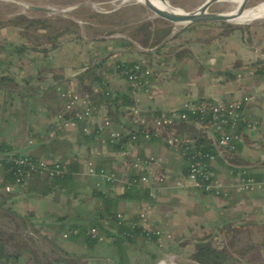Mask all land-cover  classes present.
I'll return each mask as SVG.
<instances>
[{"label": "crops", "instance_id": "obj_1", "mask_svg": "<svg viewBox=\"0 0 264 264\" xmlns=\"http://www.w3.org/2000/svg\"><path fill=\"white\" fill-rule=\"evenodd\" d=\"M154 24L146 27V35H139L142 31L138 29L133 38L123 32L101 36L104 39L101 46L88 49V57L81 55V60L79 53L71 56L57 53L49 57L50 50L47 57L41 56L42 61L33 63L30 60L36 57L28 51L19 55L14 46L10 55L3 58L0 50V151L11 150L48 161L66 160L74 165L66 187L57 186L45 196L41 192L44 186L45 191L48 189L42 177L16 185L0 167V209L9 208L17 214L15 217H24L30 222L40 221L46 234L57 230L63 237L65 233L59 232L61 225L85 224L96 213L97 218L101 215L96 178L84 172L85 164L87 170L91 164L121 175L133 172L127 167L132 159L153 156L156 161L151 168L165 176L157 198H122L116 213L131 225L137 220L139 206L145 204L147 227L163 232L161 244L155 238L147 239L141 231L119 244L117 231L109 227L105 219H100L110 236H100L91 249L77 237H70L73 241L64 245L47 237L52 245L50 254L54 256L53 251L57 250L61 256L64 253L77 257L85 264H157L164 258L195 264L189 256L196 242L203 239L223 249L230 257L228 264L237 261L264 264V49H252V38L246 37L241 26L201 21L163 29L161 24L155 27ZM107 56L115 57L114 66L105 74L99 70L100 65H96L98 74L111 92L128 93L134 100L138 99L144 115L178 110L189 102L255 98L254 103L244 105V112L248 120H258L256 126L242 129L232 154L217 150L211 162L215 178L227 188L226 195L197 191L187 180L178 179V173L186 169V158L174 153L163 138L138 141L130 157L125 158L107 145L108 130L90 137L82 134L79 124L66 125L56 119L53 122V116L64 111V99L53 98L49 90H45V81L50 78L52 84L59 85L64 80L69 84L67 90L77 91L83 82L78 73L87 64L100 60L103 63ZM130 61H138L143 70H148L142 77L148 91H133L117 69L120 63ZM6 81L11 83V88ZM89 99L99 102L96 94H90ZM96 106L95 113L102 120L105 117L102 104ZM78 110L81 106L75 109ZM113 118L110 129H122L128 124L120 114ZM176 130L186 137L208 138L209 143L215 145L212 126L178 122ZM236 168H245L260 186L247 192L230 186L233 179L228 171ZM6 186H10L9 191ZM102 187L103 194L115 198L124 190L119 186L111 188L108 183ZM205 232L206 235H202ZM179 241L186 244L179 248Z\"/></svg>", "mask_w": 264, "mask_h": 264}, {"label": "built area", "instance_id": "obj_2", "mask_svg": "<svg viewBox=\"0 0 264 264\" xmlns=\"http://www.w3.org/2000/svg\"><path fill=\"white\" fill-rule=\"evenodd\" d=\"M120 73L128 81L133 91L147 90L145 81L143 80L142 63L135 61L131 66H121ZM60 96L64 99V112L56 115L60 122L66 125H76L83 123L82 131L85 134L95 133L100 136L105 130H108V139L110 143H115L124 133L127 139L123 143V151L121 152L125 158H129L131 151L142 133L145 141L152 138H163L165 143L176 154H181L186 158V169L180 171L177 175L178 179L187 180L189 186L194 190L210 193L214 195H226L227 188L225 185L215 178L212 171L211 162L215 159V154L209 151H203L195 148L191 141L176 130L178 122H186L193 120L194 122L205 125L211 124L214 132L217 134L215 138L216 152L234 151L235 142L240 138L237 130L240 125L251 129L256 126L258 120H248L245 116L244 105L246 103H254L256 100L253 96H245L237 100H211L206 102H189L180 109L171 110L164 113H150L144 115L138 106V99L135 104L122 107L121 110L128 111L131 115L128 127L122 129H110V121L107 117L99 120L96 115L97 106L89 99L86 93H78L73 89L62 91L58 88ZM97 93L98 87L93 88ZM113 96V93H112ZM81 106V110L75 109ZM70 112L71 117L65 118V113ZM156 158L150 156L144 160L132 159L128 162L127 167L133 172H124L119 175L115 171H107L104 168L96 169L93 165H89L88 174L96 178L95 188L101 193L105 192L103 184H110L111 188L119 186L121 188L136 187L148 191L151 200L157 198V193L165 182L163 173L156 172L151 168V164ZM7 166V171L13 177V183L16 185L26 184L35 177L53 178L62 176L67 171V162L59 160L48 161L43 158L33 157L28 154L13 152L11 150L0 151V167ZM228 176L232 178V185L239 192L253 191L260 186L259 181L247 173L245 168L230 169ZM178 182H180L178 180ZM180 185V183H177ZM6 191L10 190V186L5 187ZM136 215L137 224L141 228V234L147 239L155 238L158 243H162L161 230H150L147 227L146 205L141 204ZM119 222L122 215L117 214ZM77 231H74V234ZM87 234L92 237L97 236L95 227L90 228ZM63 234V237H66ZM157 264H164L159 260Z\"/></svg>", "mask_w": 264, "mask_h": 264}, {"label": "rangeland", "instance_id": "obj_3", "mask_svg": "<svg viewBox=\"0 0 264 264\" xmlns=\"http://www.w3.org/2000/svg\"><path fill=\"white\" fill-rule=\"evenodd\" d=\"M168 1L173 6L183 10H191L202 2V0ZM257 6H264V0H248L246 3V8ZM232 8H234L232 1L221 0L213 2L208 10L229 11ZM147 22L155 23L154 27L161 24L163 29L171 28L174 24L196 23H176L157 16L139 0H0V50L3 54L1 56L7 58L14 45H19L22 42H28L29 44L41 43L50 46L51 42L56 41L59 37V32L70 26L71 33L76 35L74 41L52 49L49 57L57 53L66 56L79 53L81 60V55L88 57V49L96 48L98 45L101 46V41H104L101 36L113 32H123L133 38L137 36L138 29L142 31L139 35H146V25L148 26V24L144 23ZM209 23L241 26V29L246 31V37L248 36V39L249 37L252 38L250 47L252 49L253 47L260 50L264 49V16L243 22L215 20L209 21ZM5 46L8 48L5 49ZM16 50L20 52L19 55L22 54V49ZM28 52L34 53L32 50H28ZM41 56L42 54L36 55V58L30 61H33V63L40 62L42 61ZM47 61L48 59L45 58V65H48ZM114 61L115 57H105L103 63L99 66V70L105 74L108 73L114 66ZM51 81L50 78L45 81V90H49L53 98L60 97L58 88L65 90L69 87V84L64 80L60 81L59 85L52 84ZM5 83L8 88H11L9 81ZM84 84H87V82H81L77 90L78 93L86 91ZM56 114L53 116V122L55 119L58 120L55 118ZM87 171V165L85 164L84 172ZM62 199L66 200L65 196H62ZM72 203H75V201L73 200ZM69 210L74 211V209ZM13 213L14 211H9L6 208L0 209V230L3 232V238L9 251L25 250L19 259V264H31L35 258L39 261V264H49L57 258L64 260V257L69 260V264L83 263L77 257H70L67 254L63 255L64 257L61 256L56 252L57 250L53 251L54 256L50 254L52 245H49L48 238L56 239L57 244L60 245L73 241L72 238L64 239L57 230L46 234L45 226L40 225V221L30 222V219L27 220L24 217H14ZM202 235H206V232ZM80 240L82 239L80 238ZM213 243L217 245V240L214 239ZM185 244L186 241L178 242L179 248H182ZM161 260L164 264H188L173 259L171 261L165 258ZM235 264L245 263L237 261Z\"/></svg>", "mask_w": 264, "mask_h": 264}, {"label": "trees", "instance_id": "obj_4", "mask_svg": "<svg viewBox=\"0 0 264 264\" xmlns=\"http://www.w3.org/2000/svg\"><path fill=\"white\" fill-rule=\"evenodd\" d=\"M144 24H148V26H149L150 22H147ZM148 26L146 25V27H148ZM58 35H59V37L57 38V40L52 41L50 46H45L41 43L29 44L28 42H24V43L22 42L21 44L16 45V46L14 45V46L16 49H22V51L32 50L34 52L33 56H35V57H36V55H39V54L40 55L42 54L43 57H47L49 55L50 50L57 48V47H60L63 44L70 43L71 41H74V39L76 37V35H73V33H71L70 26L66 27L65 30L59 32ZM134 62L133 61L122 62L118 65L117 69L120 70L122 65L131 66ZM101 63H102V61L100 60L97 63L88 64V66L83 71L78 73V76L81 77V79L84 82L85 81L87 82V84H84V88L86 89V91H83L81 94L86 93L89 96H90V94H94V95L96 94L99 98V102H94V101L93 102L95 105L102 104L104 115H105V117H107L109 119L110 123H111V119H114L113 117H115V115L120 114L126 120V124L128 123L127 126H124V127H128L129 123H130L131 115L128 111H124V110L122 111L121 108L135 104L134 99L128 93H113L107 88V83L105 82V79L100 74H98L97 68H96V65L97 66L101 65ZM95 85H96V87H98V90H99L97 93H94V91H93V88L95 87ZM129 88H130V85H129ZM65 90H67V89H65ZM62 91H64V90H62ZM112 93H113V96H112ZM199 102H206V101H199ZM63 112L64 111H61L58 113H63ZM70 115H71L70 112L65 113V118L71 117ZM191 121H193V120H191ZM187 122H189V121L182 122V123H187ZM78 124L80 125V129H81L82 134H84L86 136L89 135L90 137H96L95 133L85 134L82 131L83 123H78ZM205 125L211 126V124H205ZM243 128H244V126H242V125L239 126V128L237 130V133L239 135L242 134ZM120 129L121 128H119V130ZM86 136H84V137H86ZM216 137H217V134H216L215 138ZM186 138L189 141H191L192 145L195 148L201 149L203 151H209V152H211L217 156L216 149L212 143H209L210 140H208V138H204V137H201L198 135L193 137V138H190V137H186ZM126 139H127V135L122 133L121 137L119 138V140L117 142L110 143L109 139H108V135H107L106 143L108 146H110L116 152H122L123 151L122 146H123V143ZM154 139H156V138H152L150 141H152ZM140 140L145 141L143 139L141 132L139 134V138L136 141V143ZM146 142H148V141H146ZM232 152L233 151H227V153H229V154H232ZM216 156H215V158H216ZM59 161L67 162L66 160H59ZM73 166H74L73 163L67 162V171L62 176L53 177V178L42 177L43 182H46V185H47L46 188L48 190L45 191V186H44V190L41 192V195L45 196L47 193H49L51 190H53L57 186L59 188H65L66 187L65 182L69 179V175L74 171ZM94 167L96 169L103 168V167H96V166H94ZM1 168L6 173L7 178L10 179L11 182H13V177H12L11 173L7 171V166L3 165ZM140 190H142L143 192ZM97 196L101 200V208H100V214L101 215L99 214L100 215L99 218L96 217L98 214V213H96L93 216V218H90L88 223L79 224V225L63 224L60 226L59 232H61V233L64 232L67 235L66 237H69V238L70 237L81 238L82 242H84L86 247L88 249H91V247L95 243H97L100 236L107 237V236L111 235V233L109 232V229L105 226L106 224L104 222H102L100 219H105L106 222H108L110 225V226L109 225L108 226L113 227L117 231L116 236H117V240H118L119 244L125 240H130L131 236H133L135 233H138L141 231V228L138 226L137 221H135V223L131 224V225L125 223L122 220L119 222V220L117 219L118 213H116V207H117L119 200H121L122 198L131 197V196L132 197L145 196L146 200H151L147 190H144L141 188H136V187L132 186L129 188H124L123 192L119 196H117L116 198L112 197L110 195H105L101 192H98ZM0 207H2V204H0ZM8 210L11 211L9 208H8ZM13 214H14V217L17 216V214H15V213H13ZM92 227H95L97 230V233H98L97 236H95V237H92L91 235L87 234V231ZM75 230L77 232L74 234ZM24 251L25 250H23V249L17 250L15 252L9 251L7 249L6 242L3 238V232L0 230V264H19L20 263L19 259L21 258ZM62 255H66V254L63 253ZM189 259H191V261L195 262V264H228L230 257L223 249H218L215 246H213L210 243V241L206 242L205 240L200 239L198 242H196L195 250L189 256ZM62 263L69 264V260H66L65 257H64V260H60L57 258V259H54L49 264H62ZM31 264H39V261L35 258ZM81 264H85V263L83 262Z\"/></svg>", "mask_w": 264, "mask_h": 264}, {"label": "water", "instance_id": "obj_5", "mask_svg": "<svg viewBox=\"0 0 264 264\" xmlns=\"http://www.w3.org/2000/svg\"><path fill=\"white\" fill-rule=\"evenodd\" d=\"M168 4L169 7L160 8L151 0H143V3L152 10L157 16L165 18L167 20L176 23H190V22H201V21H233L241 15L243 10L246 8V3L248 0H241L240 3L235 7V11L232 13L229 11H209L208 7L218 0H202V2L195 8L191 10H185L184 12H178L173 9L171 4L167 0H163ZM257 5V4H256ZM254 5V6H256ZM253 17V18H258ZM251 18V19H253ZM249 19V20H251Z\"/></svg>", "mask_w": 264, "mask_h": 264}, {"label": "bare ground", "instance_id": "obj_6", "mask_svg": "<svg viewBox=\"0 0 264 264\" xmlns=\"http://www.w3.org/2000/svg\"><path fill=\"white\" fill-rule=\"evenodd\" d=\"M139 1L143 2V0H139ZM151 1H153V3H155V5H157L160 8L169 7L168 4L166 2H164L163 0H151ZM218 1H221V0H218ZM227 1H232L234 3V8H232L231 9L232 11L230 10L231 12H229V13H232V12L235 11L234 10L235 7L240 3L241 0H227ZM170 7H172L173 9H175L178 12H184L185 11V10L179 8V7L173 6L172 4H171ZM257 16H264V6L245 8L243 10V12L241 13V15L239 17H237L236 19H234L233 21H235V22H243L245 20H249V19H251L253 17H257ZM177 261H178V259H177Z\"/></svg>", "mask_w": 264, "mask_h": 264}]
</instances>
